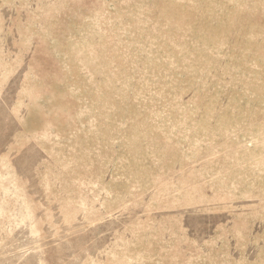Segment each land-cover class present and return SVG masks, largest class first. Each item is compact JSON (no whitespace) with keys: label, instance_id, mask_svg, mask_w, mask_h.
Returning a JSON list of instances; mask_svg holds the SVG:
<instances>
[{"label":"rangeland","instance_id":"rangeland-1","mask_svg":"<svg viewBox=\"0 0 264 264\" xmlns=\"http://www.w3.org/2000/svg\"><path fill=\"white\" fill-rule=\"evenodd\" d=\"M0 264H264V0H0Z\"/></svg>","mask_w":264,"mask_h":264}]
</instances>
